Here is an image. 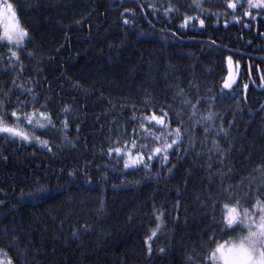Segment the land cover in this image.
Listing matches in <instances>:
<instances>
[{
	"label": "trees",
	"instance_id": "obj_1",
	"mask_svg": "<svg viewBox=\"0 0 264 264\" xmlns=\"http://www.w3.org/2000/svg\"><path fill=\"white\" fill-rule=\"evenodd\" d=\"M165 2L0 0L31 37L18 47L3 41L0 26V111L28 101L31 90L67 108L69 124L53 117L55 129L43 134L51 126L38 116L31 126L0 117L31 138L0 133V253L13 264H213L211 242L225 240L209 229L226 225L230 207L264 201V18L239 9L233 17L225 0H197L210 18L174 38L145 7ZM173 2L181 12L193 4ZM125 16L134 26L123 25ZM160 106L173 130V111L180 118L184 147L169 165L153 161L149 173L125 175L107 149L132 140V128L137 137L155 133L159 125L142 130L138 122Z\"/></svg>",
	"mask_w": 264,
	"mask_h": 264
},
{
	"label": "snow or ice",
	"instance_id": "obj_2",
	"mask_svg": "<svg viewBox=\"0 0 264 264\" xmlns=\"http://www.w3.org/2000/svg\"><path fill=\"white\" fill-rule=\"evenodd\" d=\"M246 5L244 3H237L236 0H225L224 7L226 10H230V15L233 17L237 16V10H241L242 15L251 17L255 19L256 16H260L264 18V0H246ZM145 7L152 8V15L157 17V22H160L161 18L164 23L170 25L166 31L172 35L174 38L177 33H186L189 31H195L197 29V25L200 28L205 26V20L210 18L204 12L202 6L197 2V0H193V4L191 6H187V10L181 12L179 8H177L173 2V0H166V2L160 6L156 7L153 5H145ZM186 7V6H181ZM253 9L257 10L255 16L253 15ZM3 11L8 14L11 18L14 28L12 30L9 29L8 25H4V37L7 41H14L17 45L21 44L25 38H28L29 43H31V37L29 36V32L27 28L22 27L20 25L19 20L17 19V11L13 9V5L11 3H7L3 6ZM127 12L128 10L125 9ZM179 21V23H177ZM150 23V22H149ZM227 21H225V26H227ZM135 24V17L133 18L132 23L127 16L123 18V25L132 27ZM151 26V23H150ZM248 27L249 25H244ZM175 28V32L173 31ZM223 42L221 41V44ZM212 44L216 46L217 50H219L218 45H215V41H212ZM227 50L226 46L225 49ZM16 55L17 59H19V55L17 53H13ZM223 59V57H222ZM227 61L229 64L232 62V56H228ZM250 67V66H249ZM264 80V76L261 77ZM224 89H231V83H224ZM244 91L246 92L248 85L244 84ZM30 96L28 101L24 100H16L15 103L9 102L6 106V109L0 111V117L7 119L13 122H23L27 125L31 126L33 124V118L39 117L40 119L46 121L51 127L43 134H49L52 130L55 129V124L53 123V117H59L61 115L64 116L63 120H59L58 122L62 125L64 129L69 127L68 124V109L61 108V105H54L53 101L50 100L46 95H41L38 99L35 93H32L31 90H27ZM20 95H24V93H20ZM41 100L46 101V103H40ZM200 103V101H197ZM55 107L57 110L52 111V108ZM195 114L196 106L190 105ZM32 108L33 111L29 115L27 113V109ZM7 109H11L8 111ZM40 109V110H37ZM147 112V108L144 110ZM159 115L156 114V111L148 112L143 121L138 122L139 127L144 130L148 128H156L159 125V128H156V132H149L147 137H137L136 129H131V134L133 135L132 140L121 139L118 142H113L112 146L107 149V155L112 157L114 162H119L122 160V168L120 171L124 172L125 175L134 174V172H127L125 170L128 169H140L145 173H149V170L152 168V162L156 161L161 166L170 164V155L178 154L180 149L184 147V138L181 133V121L178 115L173 111L172 116L177 118V127L173 130L171 128V120L172 117L169 116L168 111L165 106H160L158 108ZM214 113L209 112L208 116L204 118V131L207 133L211 129V122L213 120ZM167 118V119H166ZM193 124L201 123L199 120H193ZM43 127V126H42ZM78 131V125H76ZM191 127V124L185 127V131L187 135L190 137L191 133L187 131L188 128ZM220 131H224L223 128ZM0 133L3 134H11L12 136H18L24 141H29L31 138L24 131H20L16 127L5 126L2 121H0ZM219 134V133H217ZM226 134V133H225ZM128 135V132H125V136ZM0 139H7V135L4 137H0ZM137 139H148L150 143H137ZM36 142H38L42 147L47 148L51 151V147L48 144V141H41L39 136L35 137ZM170 141V142H169ZM190 143V140H189ZM131 145V149L129 151H124ZM113 154H115L113 156ZM126 157V158H125ZM174 167V165H172ZM172 167L168 168V171L171 172ZM42 193L43 190L39 189ZM258 201L256 204H259ZM228 207V205H225ZM245 212L250 210V207L243 208ZM233 212V208L229 210L227 213L226 225H222L220 222H215L213 227L209 229V231L214 236H220L221 238L228 236L229 230L227 225L234 224L235 219H229ZM159 225H157V230ZM260 229H264V225H260ZM255 233H252L250 230V235L248 237L251 246L245 244L243 240L239 246L235 244L229 243L227 240L224 243H217L215 239L211 242L215 244V249L210 251V255L208 256L209 261L213 262V264H226V261L231 259L232 257H245L250 264H256L258 260L264 258V239L257 237L256 239H252V236ZM156 236V230L151 232V235L147 237L148 242V251L151 252V241L152 238ZM262 236H264V232H262ZM163 251V249H161ZM7 264H13L11 258L8 259ZM202 264V262H201Z\"/></svg>",
	"mask_w": 264,
	"mask_h": 264
},
{
	"label": "clouds",
	"instance_id": "obj_3",
	"mask_svg": "<svg viewBox=\"0 0 264 264\" xmlns=\"http://www.w3.org/2000/svg\"><path fill=\"white\" fill-rule=\"evenodd\" d=\"M237 206L232 207L233 212L229 217L230 220L237 216ZM237 225H243V228H239ZM260 225H264V201L256 204L247 212L242 209L240 219H235L234 224L227 225L230 234L223 237L222 239L227 240L229 243L235 244L237 246H239L241 240H243L245 244L251 246L248 239L250 230L252 233H255V235L252 236V239H256L257 237L264 239V236H262L264 229H260ZM256 264H264V258L258 260Z\"/></svg>",
	"mask_w": 264,
	"mask_h": 264
},
{
	"label": "rangeland",
	"instance_id": "obj_4",
	"mask_svg": "<svg viewBox=\"0 0 264 264\" xmlns=\"http://www.w3.org/2000/svg\"><path fill=\"white\" fill-rule=\"evenodd\" d=\"M3 6L0 7V26L2 28V39H3V41H6V42L11 43V44H14V45H16L18 47L24 45V43H25L27 38H25V40L21 44L17 45L14 41H7L6 38L4 37V35H3V33H4V25L7 24L10 30H12L14 28V25H13V22H12L11 18L8 16V14L3 11ZM17 19H18V17H17ZM232 76H233V74H231L229 76L228 83H231L233 81V77ZM231 208L232 207H230V209ZM241 211H242V209L237 207V220H239L240 217H241ZM242 228H243V225H242ZM7 261H8V259L5 258L0 253V264H7ZM226 264H250V262L245 257H232L231 259L226 261Z\"/></svg>",
	"mask_w": 264,
	"mask_h": 264
},
{
	"label": "flooded vegetation",
	"instance_id": "obj_5",
	"mask_svg": "<svg viewBox=\"0 0 264 264\" xmlns=\"http://www.w3.org/2000/svg\"><path fill=\"white\" fill-rule=\"evenodd\" d=\"M259 75H260V79H259V81H260V85H261V90H264V80H262L261 79V77L263 76L262 74H261V72H260V69H259Z\"/></svg>",
	"mask_w": 264,
	"mask_h": 264
}]
</instances>
